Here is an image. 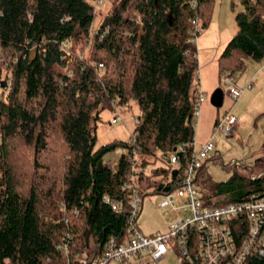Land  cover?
I'll return each mask as SVG.
<instances>
[{"label":"trees","instance_id":"1","mask_svg":"<svg viewBox=\"0 0 264 264\" xmlns=\"http://www.w3.org/2000/svg\"><path fill=\"white\" fill-rule=\"evenodd\" d=\"M101 2L0 0V264L100 257L110 238L130 234L133 189L140 201L175 189L194 154L196 39L213 0H112L94 31ZM239 2L219 79L264 59V0ZM130 100L131 137L95 148L99 112ZM208 159L197 173L205 205L264 197V156L222 182L204 174Z\"/></svg>","mask_w":264,"mask_h":264},{"label":"rangeland","instance_id":"2","mask_svg":"<svg viewBox=\"0 0 264 264\" xmlns=\"http://www.w3.org/2000/svg\"><path fill=\"white\" fill-rule=\"evenodd\" d=\"M111 5L112 0H102L96 6L98 13L92 24L94 31ZM238 9L239 0H213L207 35L204 42L200 39V44H196L198 56L210 57L214 54L218 57L220 53L217 54V51L220 48L222 50L236 32L235 13ZM211 60L212 63L201 71L203 99L195 117L194 150H199L212 138L213 150L209 154L204 174L215 182H222L228 180L234 171L243 176L249 175L253 163L264 156V59L249 60L244 70L236 74L237 86L244 90L237 100L229 95V86L219 79L215 64L217 58ZM209 62L210 59L207 60ZM216 91L224 97L219 105L213 102ZM138 115L139 109L133 100L124 105L114 104L112 108H104L95 122V148L114 139H129ZM231 115L237 121L231 132L222 134L217 129L216 121ZM116 116L119 120L112 123ZM107 157L116 159L117 155L109 153ZM251 173L256 174L257 170ZM161 198V194H150L141 201L136 227L144 235L166 233L171 223L186 215L184 209L179 207L182 200L176 202L175 206L179 207L176 209L174 206L160 207ZM165 261L174 264L173 255H167Z\"/></svg>","mask_w":264,"mask_h":264},{"label":"built area","instance_id":"3","mask_svg":"<svg viewBox=\"0 0 264 264\" xmlns=\"http://www.w3.org/2000/svg\"><path fill=\"white\" fill-rule=\"evenodd\" d=\"M196 28L200 33L201 30ZM221 79L229 86V95L237 100L244 90L237 86L236 77L223 73ZM198 91V102L201 103L203 93L200 88ZM198 113L199 111L196 112ZM118 120L119 117L116 116L112 123ZM138 121L137 118L135 124ZM236 121L237 118L233 115L225 116L218 120L216 126L222 134H227ZM212 150L211 138L199 150H194L180 185L161 194L160 207H182L186 213L171 223L166 233L144 235L138 230L136 221L141 201L137 191L133 189L128 215V238L123 242L110 238L100 257L90 258L84 255L80 264H169L165 261L167 255H173L174 264H244L252 253L264 258V197L256 196L250 201L216 206L205 205L201 198L197 173ZM125 152L123 147L115 150L116 154ZM170 162L177 164L175 155L171 156ZM255 177L251 175V178ZM131 181H134V177H131ZM178 200H182L179 207L175 206ZM120 208L119 205L116 206L117 211ZM240 233H243V237L237 242L235 235ZM69 249L70 246L66 244L65 250Z\"/></svg>","mask_w":264,"mask_h":264},{"label":"crops","instance_id":"4","mask_svg":"<svg viewBox=\"0 0 264 264\" xmlns=\"http://www.w3.org/2000/svg\"><path fill=\"white\" fill-rule=\"evenodd\" d=\"M207 30V29H206ZM206 30H203V32L201 33V35H200V37L198 38L197 37V39H196V44H198V42H199V44H200V39H202V41L204 42V39H205V37H206V35L207 34H205L207 31ZM205 31V32H204ZM199 39V40H198ZM224 48V47H223ZM221 49V48H220ZM219 49V51H217V54H219L220 53V51H222V50H220ZM197 52H198V49H197ZM211 58H217V55H212V56H206V57H201V56H198V61H199V72H198V87L200 88V90H201V71H202V68L204 69V68H206V65H208V64H210V63H212L211 61ZM210 59V62L209 63H207V60H209ZM217 62L215 61V64H216ZM251 84H249V86H250ZM223 99H224V97H222V101H223Z\"/></svg>","mask_w":264,"mask_h":264},{"label":"water","instance_id":"5","mask_svg":"<svg viewBox=\"0 0 264 264\" xmlns=\"http://www.w3.org/2000/svg\"><path fill=\"white\" fill-rule=\"evenodd\" d=\"M222 97H223V94L219 91H216V93L213 96V102L216 105H219L222 102Z\"/></svg>","mask_w":264,"mask_h":264}]
</instances>
